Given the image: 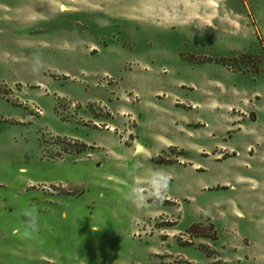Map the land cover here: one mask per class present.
Wrapping results in <instances>:
<instances>
[{
    "label": "rangeland",
    "instance_id": "1",
    "mask_svg": "<svg viewBox=\"0 0 264 264\" xmlns=\"http://www.w3.org/2000/svg\"><path fill=\"white\" fill-rule=\"evenodd\" d=\"M0 264H264V0H0Z\"/></svg>",
    "mask_w": 264,
    "mask_h": 264
},
{
    "label": "clouds",
    "instance_id": "2",
    "mask_svg": "<svg viewBox=\"0 0 264 264\" xmlns=\"http://www.w3.org/2000/svg\"><path fill=\"white\" fill-rule=\"evenodd\" d=\"M168 178L162 172H156L151 177V191L152 195L156 199H160L163 196V193L167 189ZM133 199L138 204L141 205L143 203V195L135 192L133 190ZM22 215L24 220L21 224V227L17 229L20 232L22 238L24 239H32L35 235H37L40 231L41 224L39 221V215L37 209L35 207H30L22 211Z\"/></svg>",
    "mask_w": 264,
    "mask_h": 264
}]
</instances>
